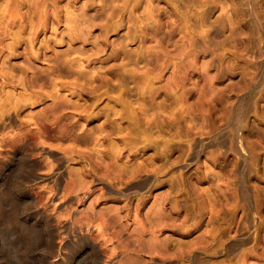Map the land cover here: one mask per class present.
Segmentation results:
<instances>
[{
	"label": "rangeland",
	"instance_id": "374dc122",
	"mask_svg": "<svg viewBox=\"0 0 264 264\" xmlns=\"http://www.w3.org/2000/svg\"><path fill=\"white\" fill-rule=\"evenodd\" d=\"M0 90V264H264V0H0Z\"/></svg>",
	"mask_w": 264,
	"mask_h": 264
},
{
	"label": "bare ground",
	"instance_id": "6f19581e",
	"mask_svg": "<svg viewBox=\"0 0 264 264\" xmlns=\"http://www.w3.org/2000/svg\"><path fill=\"white\" fill-rule=\"evenodd\" d=\"M9 31V30H8ZM13 33V32H12ZM16 34V33H15ZM13 36V35H12ZM18 37H20V36H18ZM14 38V37H13ZM59 55V54H58ZM70 56H71V53L69 54ZM15 56V55H14ZM13 56V57H14ZM60 56V55H59ZM61 57V56H60ZM50 58V57H49ZM65 58V57H64ZM60 59V58H59ZM73 59V58H72ZM46 61L48 60V59H45ZM5 61V60H4ZM71 62H73V60L71 61ZM47 63V62H46ZM69 63H70V61H69ZM75 63V62H74ZM6 64V63H5ZM63 64V63H62ZM73 64V63H72ZM59 65V64H58ZM72 68H73V66H74V64H73V66L72 65H70ZM84 67V66H83ZM63 68V67H62ZM79 68H81V67H79ZM85 70V69H84ZM5 71V70H4ZM50 71V70H49ZM74 71V70H73ZM80 71V70H79ZM78 71V72H79ZM87 71V70H86ZM96 71V70H95ZM53 72H54V70H53ZM94 72V71H93ZM93 72H88L87 71V73H84L87 77L90 75V74H92ZM47 74H48V72H47ZM50 75V74H49ZM52 75V74H51ZM84 75V76H85ZM48 76V75H47ZM92 76V75H91ZM9 77V76H8ZM84 78V77H83ZM46 79V78H45ZM81 79V78H80ZM86 78H84V80H85ZM89 79H91V78H89ZM89 79H86V81L87 80H89ZM22 80V79H21ZM47 80V79H46ZM54 80V79H53ZM2 81H5V80H2ZM45 81V80H44ZM86 81H85V83H86ZM90 81V80H89ZM88 81V82H89ZM91 82H93V81H91ZM90 83V82H89ZM96 83V82H95ZM5 84V83H4ZM92 84V83H91ZM87 85V84H86ZM90 85V84H89ZM20 86V85H19ZM52 86V85H51ZM52 87H54V85L52 86ZM56 87H58V85L56 86ZM55 91H57V90H55ZM0 92H1V90H0ZM61 93V92H60ZM60 93H58V91L57 92H52V98L54 99V100H59V99H64V97L62 96V94H60ZM51 94V93H50ZM64 94V93H63ZM23 96H24V94H23ZM64 96H65V94H64ZM25 97V96H24ZM50 97H51V95H50ZM65 97H68L67 96V94H66V96ZM9 98H10V96H9ZM18 98V97H17ZM21 98V97H20ZM66 99V98H65ZM70 100V99H69ZM25 101V100H24ZM29 102V101H28ZM27 103V102H26ZM25 103V104H26ZM70 103V102H69ZM72 103H74V102H72ZM72 103H70V104H72ZM73 106V105H72ZM107 106V105H106ZM19 107V106H18ZM75 107V106H74ZM77 107V106H76ZM110 107V106H109ZM109 107L107 106V109H109ZM111 108V107H110ZM101 110H103V109H101ZM115 110V109H114ZM117 110V109H116ZM6 110H4L3 111V113L5 112ZM10 111V110H9ZM9 111H6V113L5 114H1L0 116H2V117H0V121L2 122V124L4 125L3 127L4 128H9V129H11V127L13 126V124H15L16 122H18V112H16L15 110L14 111H11V112H9ZM18 113V114H17ZM34 117V116H33ZM33 117H31V118H33ZM37 117V116H36ZM36 117H34V118H36ZM38 119H28L27 120V122H25V121H21V123H20V131L19 132H16V133H14V136H12L11 138H4L3 139V146H2V149H0V156L2 155V156H4V155H6V161H8V160H11L12 158H14L18 153H23L24 152V150H27L28 149V146L27 145H29V140H31V139H33V138H35L36 136H35V131L34 130H32V129H24L25 127H24V125H25V123H27V124H29L30 122H33L34 124H37V121ZM40 120V119H39ZM78 123V122H77ZM119 123V122H118ZM35 126V125H34ZM127 129V128H126ZM119 130V129H118ZM117 130V131H118ZM11 131H12V129H11ZM122 131V130H121ZM4 137V136H3ZM39 143H41V145H40V147H39V154H40V156L42 155H48L49 154V156H56L57 154H58V152H56V151H54V150H51L48 146H46L45 145V141H43V140H40V141H38ZM119 147V146H118ZM117 149V148H116ZM118 152V151H117ZM32 154V153H31ZM31 154L29 155V160L31 161V163H32V166L34 167L35 166V158L34 157H31ZM118 154V153H117ZM116 154V155H117ZM3 158H5V157H3ZM56 162H57V165H56V168L52 171V173H49V174H42V173H39L38 174V176H37V178H41V177H45L46 179H49V178H51L52 180H53V186H54V188L52 189V190H50L51 191V200H53V199H55L56 198V196L58 195V193H59V191H58V188H57V182L60 180V178L62 177V174H63V172H65L64 171V163L62 162V160L61 159H56ZM136 162H139V161H137L136 160ZM146 163V162H145ZM134 164V163H133ZM150 164V163H149ZM134 165H136V164H134ZM133 165V166H134ZM142 164H140V166H141ZM147 165V164H146ZM122 166V165H121ZM126 166V165H125ZM54 167V166H53ZM109 167V166H108ZM116 167V166H115ZM124 167V166H123ZM51 168V167H50ZM127 168L128 169H130L128 166H127ZM135 169H130V171H126V172H129L128 173V176H127V180H125L123 183L121 182V185H118V184H120L119 182L120 181H118V184L117 183H108V182H106V181H104L103 179H100V178H97L98 180H101V181H103L104 183H105V185L104 186H106V188H107V190H109L110 192L111 191H114V192H117V194L118 193H125V194H135V193H138V192H140L144 187H146L147 185H149V183H150V181H149V178H150V176L149 175H143L142 174V171L138 168V167H134ZM124 169H125V167H124ZM128 169H126V170H128ZM142 169V168H141ZM51 170V169H50ZM68 170V169H67ZM118 170V169H117ZM122 171V170H121ZM125 172V173H126ZM126 175H127V173H126ZM96 179V178H95ZM122 179V178H121ZM120 179V180H121ZM117 181V180H116ZM115 181V182H116ZM51 182V181H50ZM49 196V195H48ZM161 197V196H160ZM75 199V196H69V199L68 200H74ZM161 201V200H160ZM66 202L67 201H64V202H62L60 205H64V204H66ZM159 202V201H158ZM154 203V202H153ZM151 204V205H153L154 206V204ZM148 204V203H147ZM158 204V203H157ZM161 204V203H160ZM163 205V204H162ZM150 206V205H149ZM156 206V205H155ZM158 206H159V204H158ZM157 206V207H158ZM150 208H151V206H150ZM154 207H152V209H153ZM159 208V207H158ZM149 209V208H148ZM156 208H154L153 210H155ZM163 209V208H162ZM150 210V209H149ZM109 211H111V210H109ZM112 211H113V209H112ZM155 211H157V209L155 210ZM109 213V212H108ZM157 213H158V211H157ZM167 213V212H166ZM156 214V213H155ZM169 214H170V212H169ZM172 214V213H171ZM170 214V215H171ZM160 215V214H159ZM162 215V214H161ZM160 215V216H161ZM159 216V217H160ZM167 216V215H166ZM112 217V216H111ZM154 217H157V216H154ZM162 217H164V216H162ZM172 217V216H171ZM170 217V218H171ZM149 218H150V216H149ZM170 218H167V219H170ZM164 220H167V219H165V218H163ZM172 219V218H171ZM47 221H51L52 222V216H50V215H48V220ZM94 221L90 218V217H87L86 218V220L84 221V222H81L80 224H79V226L78 227H75L74 229H76V228H79V229H81L82 231H86V233L88 232V233H90V234H93V231H92V229H91V225H93L94 223H93ZM51 224V223H50ZM55 224V223H54ZM74 224V223H73ZM72 224V225H73ZM100 226V225H99ZM54 227V226H53ZM68 228V227H70L69 226V221H68V219H60V218H58V228ZM73 227V226H72ZM72 227H71V229H72ZM80 230V231H81ZM95 231H97V229L95 230ZM83 233V232H82ZM94 235H95V233H94ZM93 236V235H92ZM201 239V238H200ZM166 240V239H165ZM168 240V239H167ZM199 240V239H198ZM169 241H170V239H169ZM203 242V241H202ZM168 243V242H167ZM162 244V243H161ZM200 244V243H199ZM204 244V243H203ZM180 245V244H179ZM189 245H191V244H189ZM159 246V245H158ZM166 246V245H165ZM188 246V245H187Z\"/></svg>",
	"mask_w": 264,
	"mask_h": 264
}]
</instances>
